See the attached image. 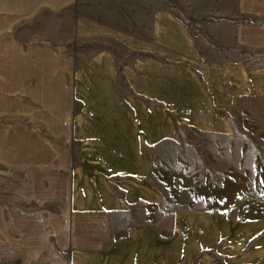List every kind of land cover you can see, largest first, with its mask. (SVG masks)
I'll list each match as a JSON object with an SVG mask.
<instances>
[{
  "label": "crops",
  "instance_id": "crops-1",
  "mask_svg": "<svg viewBox=\"0 0 264 264\" xmlns=\"http://www.w3.org/2000/svg\"><path fill=\"white\" fill-rule=\"evenodd\" d=\"M250 100L264 0H0V264H264V218L171 208L151 178Z\"/></svg>",
  "mask_w": 264,
  "mask_h": 264
},
{
  "label": "rangeland",
  "instance_id": "rangeland-1",
  "mask_svg": "<svg viewBox=\"0 0 264 264\" xmlns=\"http://www.w3.org/2000/svg\"><path fill=\"white\" fill-rule=\"evenodd\" d=\"M6 152L13 154L11 147ZM12 171L11 163L0 162V172ZM151 178L171 208L263 219L264 100L244 104L232 136L190 134L181 144H166L156 155ZM5 204L12 202L7 198ZM52 209L58 210L56 203Z\"/></svg>",
  "mask_w": 264,
  "mask_h": 264
}]
</instances>
